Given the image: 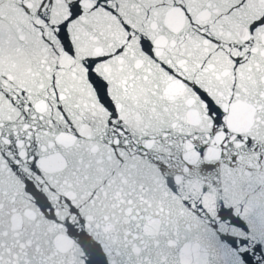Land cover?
Listing matches in <instances>:
<instances>
[{"label": "snow or ice", "instance_id": "snow-or-ice-1", "mask_svg": "<svg viewBox=\"0 0 264 264\" xmlns=\"http://www.w3.org/2000/svg\"><path fill=\"white\" fill-rule=\"evenodd\" d=\"M0 264H264V0H0Z\"/></svg>", "mask_w": 264, "mask_h": 264}]
</instances>
